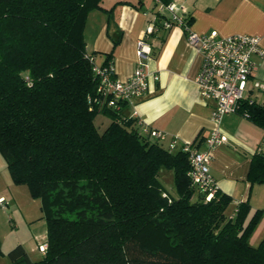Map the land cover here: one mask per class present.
Segmentation results:
<instances>
[{
  "label": "trees",
  "instance_id": "obj_1",
  "mask_svg": "<svg viewBox=\"0 0 264 264\" xmlns=\"http://www.w3.org/2000/svg\"><path fill=\"white\" fill-rule=\"evenodd\" d=\"M103 1L0 0V155L11 182L40 201L46 223L41 259L31 261L18 244L6 252L9 261L264 264V239L249 243L264 211L248 218L243 202L231 216L232 199L219 190L206 201L188 177L184 146L152 139L122 113L126 101L108 106L111 94L92 69L113 65L121 32L97 63L84 31L91 11L110 17L115 6L131 4L104 9ZM155 27L165 29L159 14ZM240 113L264 128V106L243 103ZM247 180L264 183L261 147Z\"/></svg>",
  "mask_w": 264,
  "mask_h": 264
},
{
  "label": "crops",
  "instance_id": "obj_2",
  "mask_svg": "<svg viewBox=\"0 0 264 264\" xmlns=\"http://www.w3.org/2000/svg\"><path fill=\"white\" fill-rule=\"evenodd\" d=\"M118 2L131 5L115 6L110 17L102 10L89 13L84 39L87 52H95L96 62L102 63L113 51V39L121 32L112 58L115 75L121 80L131 76L138 62L144 64L149 74L147 91L142 97L127 102L122 113L141 122L146 131L154 129L165 134L161 144L166 147L173 142L174 150H178L194 143L195 147L203 149V142L214 127L210 113L215 103L203 102L199 97L196 78L202 63L200 53L188 47L186 33L177 25L168 29L161 41L166 30L155 27L163 4L160 0H104L102 6L111 9ZM169 3H174L189 19L187 26L191 32L204 35L215 31L220 37L255 36L264 49V0H171ZM164 15L167 14L164 12ZM149 26L153 27V32L147 36L145 32ZM143 37L152 53L140 60L136 44ZM251 61L254 70L239 107L236 112L225 115L219 126L227 142L214 150L210 162V174L217 190L232 199L230 215L233 216L239 203L248 202V218L256 210L264 211V183L247 180L254 152L259 147L264 149V128L251 122L246 113H240L243 103L264 106V56L253 54ZM16 192L17 186L11 182L6 163L0 156V198H4L8 206L7 200L12 203ZM0 212L4 214L7 209L0 206ZM40 232L32 237L36 243L46 239V232L43 230L44 235ZM253 239L257 240V245L264 239V215L249 238L250 244ZM31 243L16 239L3 252L19 244L30 260L36 261L31 257L34 249Z\"/></svg>",
  "mask_w": 264,
  "mask_h": 264
},
{
  "label": "built area",
  "instance_id": "obj_3",
  "mask_svg": "<svg viewBox=\"0 0 264 264\" xmlns=\"http://www.w3.org/2000/svg\"><path fill=\"white\" fill-rule=\"evenodd\" d=\"M174 3L161 4L159 15L165 29L177 25L186 33L188 47L198 51L202 63L196 78V84L201 101H213L215 103L210 113L214 127L203 142V149L194 145H185L188 152L190 170L188 177L199 194L209 201L217 190L216 184L210 174V162L213 159L214 150L227 142L226 134L220 129L222 118L236 112L243 98L246 83L251 77L254 65L251 61L253 54L264 56L259 38L250 35H231L220 37L213 31L209 34L199 35L189 31L186 24V16ZM164 12L167 15H164ZM153 27H148L145 35H150ZM152 50L144 37L136 44L138 58L144 60L151 56ZM92 71L99 78V89L105 94H111L108 106L115 101L131 102L142 97L147 91L149 74L144 69V64L138 62L131 76L125 80L116 77L113 65L99 67L94 65ZM157 80L156 76H153ZM141 123V122H140ZM152 139L163 141L165 134L150 129L147 131ZM174 147L172 142L169 149ZM0 206L5 208L7 203L0 198ZM41 254L45 252L46 245L42 242L38 245Z\"/></svg>",
  "mask_w": 264,
  "mask_h": 264
},
{
  "label": "rangeland",
  "instance_id": "obj_4",
  "mask_svg": "<svg viewBox=\"0 0 264 264\" xmlns=\"http://www.w3.org/2000/svg\"><path fill=\"white\" fill-rule=\"evenodd\" d=\"M1 159L5 162L2 156ZM169 178L168 175H166V177L164 176L163 183L168 190H171ZM7 201L8 206L5 207L7 212H4V214L0 212V240L3 242L1 245L2 251H7V246L16 239L25 243L31 241L34 247L31 257L39 261L41 259V253L38 249V245L41 244L43 240L39 241L38 238V243H36L32 237L39 231H41L40 233H42V235L46 232L45 220L41 218L40 201L31 198L27 188L21 185L17 186L15 200L12 203L10 200ZM7 215L9 219H7ZM255 241L257 240L253 239L251 244H256ZM0 264H11L6 253L0 256Z\"/></svg>",
  "mask_w": 264,
  "mask_h": 264
},
{
  "label": "clouds",
  "instance_id": "obj_5",
  "mask_svg": "<svg viewBox=\"0 0 264 264\" xmlns=\"http://www.w3.org/2000/svg\"><path fill=\"white\" fill-rule=\"evenodd\" d=\"M29 86H31V85H29Z\"/></svg>",
  "mask_w": 264,
  "mask_h": 264
}]
</instances>
